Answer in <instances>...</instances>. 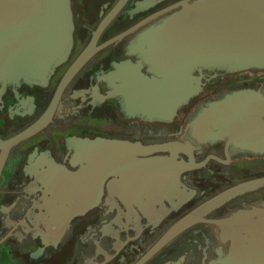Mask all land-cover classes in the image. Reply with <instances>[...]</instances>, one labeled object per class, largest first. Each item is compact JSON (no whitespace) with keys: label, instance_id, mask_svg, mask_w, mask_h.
<instances>
[{"label":"flooded vegetation","instance_id":"obj_1","mask_svg":"<svg viewBox=\"0 0 264 264\" xmlns=\"http://www.w3.org/2000/svg\"><path fill=\"white\" fill-rule=\"evenodd\" d=\"M185 1L194 0H70L65 62L43 83H0V264L223 262L230 239L215 222L261 206L264 184L217 198L264 178V153L237 149L227 138L199 142L190 124L226 95L263 93L264 70L194 71L200 90L168 119L147 109L151 99L126 79H160L138 40ZM84 52L89 56L59 89ZM41 119L35 133L8 143ZM64 174L75 190L101 193L71 219L55 209ZM184 218L193 221L154 249Z\"/></svg>","mask_w":264,"mask_h":264},{"label":"water","instance_id":"obj_2","mask_svg":"<svg viewBox=\"0 0 264 264\" xmlns=\"http://www.w3.org/2000/svg\"><path fill=\"white\" fill-rule=\"evenodd\" d=\"M72 32L70 0H0V83H43L67 59ZM138 42L160 79L136 73L126 79L144 92L140 95L142 99H151V103L145 102L147 109H153L159 119H168L180 102L200 90L194 71L264 70V0L185 1L178 12L142 34ZM88 56L89 53H83L66 73L59 89ZM44 124L45 119H41L8 143L29 137ZM190 127L199 142L227 138L228 144L237 149L262 154L264 92L243 89L211 102ZM158 163L157 173L162 174L166 163ZM165 171L168 173L169 169ZM57 180L60 191L55 209L59 217L80 216L98 202L100 192L75 190V181L69 174L59 175ZM263 184L264 178L237 185L217 201ZM192 221L189 218L179 221L154 249ZM215 224L230 239L228 254L221 264H264V203Z\"/></svg>","mask_w":264,"mask_h":264},{"label":"rangeland","instance_id":"obj_3","mask_svg":"<svg viewBox=\"0 0 264 264\" xmlns=\"http://www.w3.org/2000/svg\"><path fill=\"white\" fill-rule=\"evenodd\" d=\"M244 76H245V77H247V76L250 77L251 75H248V74H247V75H244Z\"/></svg>","mask_w":264,"mask_h":264}]
</instances>
